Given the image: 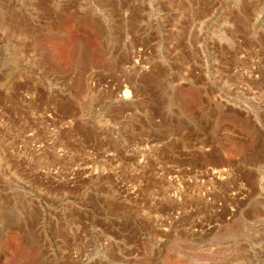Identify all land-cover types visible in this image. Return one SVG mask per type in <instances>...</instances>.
<instances>
[{
  "label": "rangeland",
  "instance_id": "obj_1",
  "mask_svg": "<svg viewBox=\"0 0 264 264\" xmlns=\"http://www.w3.org/2000/svg\"><path fill=\"white\" fill-rule=\"evenodd\" d=\"M261 171L264 0H0V264H264Z\"/></svg>",
  "mask_w": 264,
  "mask_h": 264
},
{
  "label": "built area",
  "instance_id": "obj_2",
  "mask_svg": "<svg viewBox=\"0 0 264 264\" xmlns=\"http://www.w3.org/2000/svg\"><path fill=\"white\" fill-rule=\"evenodd\" d=\"M224 173H225V175L227 176L228 174H229V172L227 171L226 172V170L224 171ZM261 176L263 177V180H264V171H261ZM224 179H225V176H224ZM262 222H264V220L263 219H260ZM261 246V245H260ZM262 247L264 248V240H263V242H262Z\"/></svg>",
  "mask_w": 264,
  "mask_h": 264
},
{
  "label": "bare ground",
  "instance_id": "obj_3",
  "mask_svg": "<svg viewBox=\"0 0 264 264\" xmlns=\"http://www.w3.org/2000/svg\"><path fill=\"white\" fill-rule=\"evenodd\" d=\"M126 95H128V94H126ZM125 96V95H124ZM125 97H127V96H125Z\"/></svg>",
  "mask_w": 264,
  "mask_h": 264
}]
</instances>
